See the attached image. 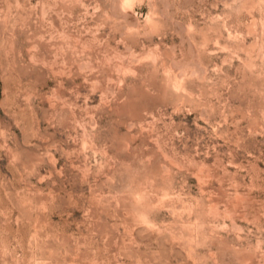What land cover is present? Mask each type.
Segmentation results:
<instances>
[{"label": "rangeland", "instance_id": "rangeland-1", "mask_svg": "<svg viewBox=\"0 0 264 264\" xmlns=\"http://www.w3.org/2000/svg\"><path fill=\"white\" fill-rule=\"evenodd\" d=\"M0 264H264V0H0Z\"/></svg>", "mask_w": 264, "mask_h": 264}]
</instances>
